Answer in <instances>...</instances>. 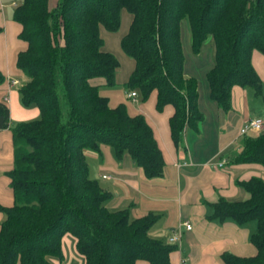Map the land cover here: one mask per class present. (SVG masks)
Listing matches in <instances>:
<instances>
[{
    "label": "trees",
    "instance_id": "obj_1",
    "mask_svg": "<svg viewBox=\"0 0 264 264\" xmlns=\"http://www.w3.org/2000/svg\"><path fill=\"white\" fill-rule=\"evenodd\" d=\"M12 19L21 25L26 47L16 55L24 76L21 103L36 106L39 117L11 123L0 100V129L9 128L13 168L8 172L14 204L1 208L0 264H51L62 260L61 240L70 234L85 264H170L175 245L152 239L157 216L134 218L128 208L106 206L110 193L90 178L86 149L110 146L120 157L128 153L143 175H163L164 160L152 129L142 114H130L125 103L112 107L92 79L115 84L118 59L104 51L100 28L116 32L121 11L132 15L122 37V51L134 60L125 89L142 99L156 91L155 107L170 104L171 137L183 147L184 131L202 118L197 82L183 73L180 24L186 19L191 51L213 39V66L207 72L209 94L230 109L231 89L238 85L262 91L251 63L252 51L264 56V0H9ZM1 30V28H0ZM5 77L0 71V82ZM234 162L264 166V133L243 135L230 154ZM246 200L224 198L207 203L210 221L255 223L249 241L253 257L225 252L223 264H264V180L238 182Z\"/></svg>",
    "mask_w": 264,
    "mask_h": 264
},
{
    "label": "crops",
    "instance_id": "obj_2",
    "mask_svg": "<svg viewBox=\"0 0 264 264\" xmlns=\"http://www.w3.org/2000/svg\"><path fill=\"white\" fill-rule=\"evenodd\" d=\"M55 3L56 0H50L49 7L53 8ZM3 8L0 0V71L5 77L0 82V100L8 105L13 124L37 119L40 112L36 106L21 103L19 88L25 79L16 68V55L26 47V42L19 38L22 27L12 19L13 11L7 16ZM131 20L132 15L123 9L116 32L100 28L103 49L118 59L119 66L114 85H106L103 78L92 79L91 83L98 86L100 94L105 92L103 95L108 97L112 107L125 103L130 114L144 116L164 160L163 175L148 179L128 153L118 157L112 147L101 146L99 151L85 150L90 178L97 180L110 193L106 202L109 209L128 208L134 218L156 215L157 220L149 229L152 239L165 242L177 225L185 221L191 224L190 231L183 229L180 243L170 253V264H223L220 256L225 252L238 257L255 256L256 250L249 241L255 231V223L241 226L230 219L207 220L209 209L206 204L220 198L246 200L249 194L238 182L254 176L264 180L263 165L234 162L230 158L243 136L240 129L246 122L254 118L264 121L263 54L254 49L251 56L252 66L262 82L261 94L256 95L251 87L235 85L231 89L230 109L225 111L211 99L206 80L207 72L213 66V39L209 36L201 51L194 54L190 47L188 21L182 20L183 73L197 82V104L202 118L195 128L185 129L183 147L178 148L169 126L173 106L167 104L158 111L155 107L156 91L147 99H142L137 91L133 100L124 87L135 63L122 51L120 41L127 33ZM258 133H264V127L260 131L250 130L246 135ZM13 160L12 132L9 128L0 129V227L5 219L1 208L14 204L8 176ZM103 175L108 177L103 178ZM61 251L62 260L50 258L51 264H85V258L78 253L76 239L72 235L63 236ZM137 264L148 263L139 261Z\"/></svg>",
    "mask_w": 264,
    "mask_h": 264
},
{
    "label": "built area",
    "instance_id": "obj_3",
    "mask_svg": "<svg viewBox=\"0 0 264 264\" xmlns=\"http://www.w3.org/2000/svg\"><path fill=\"white\" fill-rule=\"evenodd\" d=\"M13 83H16V82L13 81ZM128 96L134 100L135 97L137 96V92L136 91H130L128 93ZM263 127H264V121L262 119H260V118L250 119L240 129V134L246 135L248 133V131H250V130L260 131L263 129ZM221 166H222V163L219 164V167H221ZM107 177L108 176L103 175V178H107ZM191 228H192L191 224L187 221L180 223L179 225H177L175 228L172 229L171 235L167 238V243H169L171 245L179 244L181 241V238H182L183 229H184V231H190ZM182 264H185V262Z\"/></svg>",
    "mask_w": 264,
    "mask_h": 264
},
{
    "label": "rangeland",
    "instance_id": "obj_4",
    "mask_svg": "<svg viewBox=\"0 0 264 264\" xmlns=\"http://www.w3.org/2000/svg\"><path fill=\"white\" fill-rule=\"evenodd\" d=\"M1 2L4 4V8H3L4 12L6 13L7 16H9L10 13L13 11L14 6L11 5L9 0H1ZM183 32H184V30H183ZM103 93H105V92H103ZM103 93L101 95H103Z\"/></svg>",
    "mask_w": 264,
    "mask_h": 264
}]
</instances>
